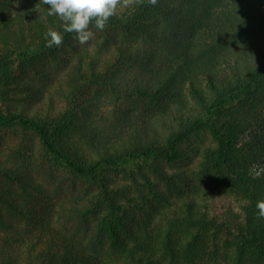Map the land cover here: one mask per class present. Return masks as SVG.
Instances as JSON below:
<instances>
[{
  "label": "rangeland",
  "instance_id": "1",
  "mask_svg": "<svg viewBox=\"0 0 264 264\" xmlns=\"http://www.w3.org/2000/svg\"><path fill=\"white\" fill-rule=\"evenodd\" d=\"M232 1L157 0L152 5L148 0H121L103 30L90 24L93 37L81 45L74 33L63 32L58 17L47 15L41 0L34 15L0 30V111L25 108L53 118L65 115L55 141L75 158L96 157L132 143L162 144L176 126L178 111L186 113V107L195 106L191 81L209 90L208 70L217 76L232 75V47L241 38L232 39L230 23L207 17L232 8ZM5 7L0 4V9ZM60 27L62 44L48 47L45 33ZM121 49L130 56L120 57ZM95 58L98 67L90 73L88 60ZM225 113L249 121L242 141L246 140L258 126L264 127V90L256 99L237 100ZM178 144V158L165 168L181 174L187 183L168 189L157 182L160 192L154 203L160 208H150L135 227L140 234L147 228L158 234L151 235L156 251L161 247L166 196L193 193L197 199L218 201L231 191L229 184L210 182L199 172L201 150L212 144L209 133ZM103 172L128 181L122 173ZM142 188L151 194L147 186ZM96 191L98 185L51 154L37 132L20 124H0V264L36 262L41 252L50 246L60 248L66 239H76L91 251V226L71 214L75 206L92 204ZM173 239L179 256L196 258V263L186 259L184 264H264V252L246 245L243 256H238L234 234L214 239L203 235L189 244L176 228ZM103 255L113 259L116 252L108 248Z\"/></svg>",
  "mask_w": 264,
  "mask_h": 264
},
{
  "label": "trees",
  "instance_id": "2",
  "mask_svg": "<svg viewBox=\"0 0 264 264\" xmlns=\"http://www.w3.org/2000/svg\"><path fill=\"white\" fill-rule=\"evenodd\" d=\"M39 1L0 0V4L6 5L0 9V30L12 28L34 15ZM194 10H198L197 5ZM213 14L207 17L230 23L233 40L241 38L232 47L229 67L232 75L217 76L213 69L208 70L205 77L209 90L191 81L190 93L195 106L186 107V113L178 111L176 126L162 144L132 143L108 149L96 157L75 158L55 141L56 131L62 125L60 118L66 120L65 115L53 118L25 108L0 111V124H20L37 132L51 154L76 174L98 185L92 204L75 206L71 214L76 221L91 226V251L76 239H66L60 248L50 246L41 252L38 261L28 264H184L186 259L196 263L195 257L179 256L176 252L173 239L176 228L183 232L189 244L203 235L214 239L218 235L227 238L234 234L238 256H243L246 246L264 252V219L257 218L255 207L258 200H264V127L258 126L242 141L250 127L249 121L225 113L237 100L256 99L264 90V0H233L232 8ZM216 25L223 30L221 24ZM128 52L121 49L118 55L128 57ZM88 61L90 73H95L99 60ZM82 68L79 72L85 77ZM201 132L209 133L212 144L201 150L200 174L210 182L229 184L231 191H225V196L218 201L206 196L197 199L193 193L166 196L161 208L165 218L163 232L159 233L161 247L156 251L151 235L158 234L147 231L148 228L140 234L135 227L140 225L141 216L150 214V208H160L154 203L156 192H160L157 182L164 183L168 189H181V183H187L181 174L169 173L165 165L178 158L180 141H188ZM107 169L123 174L129 182L106 176L103 170ZM142 186H147L151 194ZM108 248L116 252L115 258L103 255ZM181 257L186 258L181 260Z\"/></svg>",
  "mask_w": 264,
  "mask_h": 264
},
{
  "label": "clouds",
  "instance_id": "3",
  "mask_svg": "<svg viewBox=\"0 0 264 264\" xmlns=\"http://www.w3.org/2000/svg\"><path fill=\"white\" fill-rule=\"evenodd\" d=\"M121 0H43L47 5V15L58 17L63 32L74 33V40L84 45L93 37L90 24L103 30L109 18L116 15ZM155 5L157 0H148ZM48 47L59 48L63 42L62 32L49 29L45 33ZM258 219H264V200H258L255 205Z\"/></svg>",
  "mask_w": 264,
  "mask_h": 264
}]
</instances>
